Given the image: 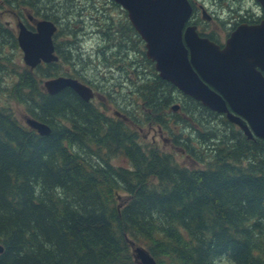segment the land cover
I'll use <instances>...</instances> for the list:
<instances>
[{
  "label": "trees",
  "instance_id": "trees-1",
  "mask_svg": "<svg viewBox=\"0 0 264 264\" xmlns=\"http://www.w3.org/2000/svg\"><path fill=\"white\" fill-rule=\"evenodd\" d=\"M0 35L16 45L12 34ZM59 63L21 76L31 115L51 126L49 135L0 109V264H137L131 241L161 264H214L222 256L264 264V139L240 129L219 140L197 109L233 123L186 95L181 110L199 122L211 153L177 136L189 157L208 164L188 167L137 142L127 119L107 117L73 89L43 91L39 78L56 76ZM177 90L160 76L144 85L146 120L162 124ZM119 154L131 167L111 162Z\"/></svg>",
  "mask_w": 264,
  "mask_h": 264
},
{
  "label": "rangeland",
  "instance_id": "rangeland-1",
  "mask_svg": "<svg viewBox=\"0 0 264 264\" xmlns=\"http://www.w3.org/2000/svg\"><path fill=\"white\" fill-rule=\"evenodd\" d=\"M32 1L35 4L33 7L23 3L27 0H10L1 5L0 30L18 36L14 13L21 15L25 10L35 14L40 12L38 17L46 12L55 14L50 19L59 26L56 42L67 57V60L62 58L55 67L56 76L75 74L82 77L80 79L91 85L96 92L92 105L109 118L127 119L132 124L131 129L137 133V142L143 146L169 153L180 164L188 167L208 168L206 161L199 162L189 157L176 142L177 136H182L192 142L197 150L211 156L210 146L204 142L203 137L200 138L197 131L199 122L185 116L180 106L177 111L175 108L174 111L171 109L174 104L182 106L187 102V96L183 92L179 89L172 91L169 107L162 110V124L146 120V98L142 89L144 85H153L159 73L154 62L147 58L145 43L136 30L131 28L127 11L120 4L113 0ZM191 1L198 8L192 22L196 23L200 31L214 33L218 41L222 42L226 41L237 22H246L244 18H248L249 23H252L259 21L262 15L264 18V11L258 0ZM46 3L54 6H47ZM200 5L212 16L211 21L203 19ZM0 41V109L12 111L28 127L23 118L25 113L31 114L30 107L25 102L28 89L21 83V76L27 68L24 54L18 40L14 45L9 38L3 39L0 35ZM39 79V85L43 88L44 78ZM197 112L205 121V126L219 135V140L232 138L240 130L238 126L225 122L222 116H209L202 109H197ZM175 114L180 116L176 117ZM205 126L200 124L201 131L206 129ZM111 162L117 166L131 167L129 160L122 154L113 156ZM136 244L147 248L141 242L136 241ZM214 264L236 263L222 256Z\"/></svg>",
  "mask_w": 264,
  "mask_h": 264
},
{
  "label": "water",
  "instance_id": "water-1",
  "mask_svg": "<svg viewBox=\"0 0 264 264\" xmlns=\"http://www.w3.org/2000/svg\"><path fill=\"white\" fill-rule=\"evenodd\" d=\"M114 1L128 11L130 21L146 42L147 57L155 62L162 79L226 115L249 138L264 139V18L259 23L240 25L222 48L200 36L195 24L185 28L193 13L190 0ZM258 1L264 11V0ZM19 29L18 41L26 65L33 69L42 61L59 59L53 39L55 23L38 20L36 31L23 24ZM45 86L51 94L70 87L85 101L94 97L92 88L68 76L46 80ZM173 108L177 111L179 105ZM23 118L41 135L52 131L45 122L29 115ZM131 244L137 264H158L148 249L133 241Z\"/></svg>",
  "mask_w": 264,
  "mask_h": 264
},
{
  "label": "flooded vegetation",
  "instance_id": "flooded-vegetation-1",
  "mask_svg": "<svg viewBox=\"0 0 264 264\" xmlns=\"http://www.w3.org/2000/svg\"><path fill=\"white\" fill-rule=\"evenodd\" d=\"M190 2H191V4H192V6H193V13H192V16H191V18H190V20L186 23V26H185V28L188 26V25H191V24H195L196 25V23H193L192 22V19H193V16H194V14L196 13V11L198 10V8L196 7V5L190 0ZM23 3H26V4H28V5H30L31 7H33L35 4H34V2L32 1V0H27V2H23ZM13 7V6H12ZM200 8H201V10H202V17H203V19H205L207 22H209V21H211L212 20V16L208 13V11L206 10V8L203 6V5H200ZM126 10V9H125ZM207 11V13H206V17H205V14H204V11ZM127 11V10H126ZM26 13V14H25ZM25 13H20L21 15H18L17 13H14V16H15V18L17 19V28H18V30H19V25L20 24H23L24 26H26L28 29H30V30H33V31H36L37 29H36V23H37V21L38 20H50V21H52L53 23H55V25L57 26V31H56V33L54 34V39H55V37H56V34L59 32V26L57 25V23L54 21V20H52V19H45L44 17H38V15H36L34 12H28L27 10H25ZM127 14H128V11H127ZM211 16V19H208L207 17L208 16ZM128 18H129V14H128ZM263 19V15H262V18L259 20V21H254V22H252V23H259L261 20ZM129 21H130V18H129ZM244 21H246V22H237L236 23V26H234L233 27V31H235L240 25H242V24H252V23H249V21H248V18H244ZM20 23V24H19ZM130 23H131V28L135 31L136 29H135V27L133 26V24H132V22L130 21ZM197 26V25H196ZM232 31V32H233ZM136 32L140 35V33L136 30ZM197 32L199 33V35L200 36H202V37H206V38H209L211 41H213L214 43H216V44H218V45H220L222 48L225 46V44H226V42H227V39L229 38V36L232 34V32L229 34V36L227 37V39H226V41L225 42H222V41H218V39L216 38V36L214 35V33H211V32H209V33H207V32H202V31H200L199 29H198V27H197ZM141 36V35H140ZM18 37V36H17ZM16 37V38H17ZM141 39L144 41V39L142 38V36H141ZM144 43H145V41H144ZM74 78H76V79H78V80H80V81H82L77 75H75V74H71ZM84 82V81H83ZM85 84H87L86 82H85ZM88 85V84H87ZM91 86V85H90ZM92 87V86H91ZM93 88V87H92ZM94 89V88H93Z\"/></svg>",
  "mask_w": 264,
  "mask_h": 264
}]
</instances>
